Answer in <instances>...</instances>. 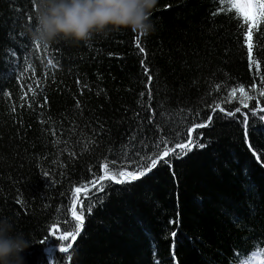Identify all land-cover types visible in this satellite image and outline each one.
Instances as JSON below:
<instances>
[{
    "label": "trees",
    "instance_id": "obj_1",
    "mask_svg": "<svg viewBox=\"0 0 264 264\" xmlns=\"http://www.w3.org/2000/svg\"><path fill=\"white\" fill-rule=\"evenodd\" d=\"M229 2L158 0L154 30L140 37L145 57L131 30L36 50L32 0H0V219L29 242L21 264H49L44 249L61 241H40L55 221L63 229L72 220L73 193L85 183L88 197L82 191L76 204L85 223L71 261L57 250L53 264H235L237 253L264 239V111H250L264 108V23L251 34L250 60L242 18L223 11ZM241 87L255 97L247 107ZM216 104L224 111L213 112ZM209 115V127L191 132L207 147L167 157L171 171L161 161L140 180L105 179L103 192L91 186L106 162L131 171L162 137L169 147L186 141Z\"/></svg>",
    "mask_w": 264,
    "mask_h": 264
},
{
    "label": "snow or ice",
    "instance_id": "obj_2",
    "mask_svg": "<svg viewBox=\"0 0 264 264\" xmlns=\"http://www.w3.org/2000/svg\"><path fill=\"white\" fill-rule=\"evenodd\" d=\"M221 4H225V0H220ZM33 4V11L36 10V0H32ZM247 8H249V5L244 4H238L235 2V0H230L229 3H227V6L223 8V11L228 12L232 11L233 9L236 11L237 18H242V23L240 27L244 29V36H245V43L248 45V53L251 60V54H252V44L250 43V37L253 32V29H256V31H259L258 25L261 23H264V0H259L258 3L252 4L251 8L254 10L255 19L253 20L250 15L247 14L245 11ZM31 19V16L29 17ZM144 34L139 33V35L135 39L136 47L140 50V52L145 53V48L141 46V39ZM34 46V49L38 50L40 48V45L31 42ZM257 43H259V40H257ZM45 51H47L48 47H44ZM10 54L12 56L16 55V52L14 49L9 50ZM147 56V53H145V57ZM54 58L48 59L47 63L50 67L56 68L58 67L57 63H54ZM142 61V65H143ZM26 70H31L33 75L35 73V66L31 63L26 62ZM145 73H148V68L145 67ZM20 77H18L19 79ZM148 82L149 85L152 82L151 75L148 76ZM37 87H39V82L37 81ZM217 88H219V85H217ZM29 91H33V89L30 87ZM237 91L236 88L232 89V93L235 94ZM10 95V94H9ZM27 95V94H25ZM143 95V94H142ZM260 96H264V78H262V86L261 90L259 92ZM254 95H249L247 92L244 91V89L240 88V103L247 107V101L254 99ZM21 99H24V97H21ZM149 99H151V90L149 89ZM47 98L45 97V102ZM230 102V101H229ZM257 105H259V100H257ZM43 106V105H41ZM79 106V104L77 105ZM213 107V112L216 111V109H219L220 111H224L223 108L220 107L219 104H216ZM13 111H15V108H13ZM236 112L240 111V108H237L235 110ZM252 111L253 115H256L258 111H264V108L257 107ZM229 116L235 115L234 112L229 111L227 113ZM260 119L264 120V116H260ZM212 122V116L209 115L207 119L200 123L193 124L192 128L189 129V135L186 141H181L179 143H175L173 146L169 147V140L166 137H162L157 143H156V151H154L152 154H146L144 156L140 157V162L137 163V166L131 170L128 171L123 166L117 165L115 161L111 162V166L109 163L104 164V175L100 176L97 180H94L91 182V186L93 188H96L97 192H103L106 187H109V185L99 183L100 181H103L105 179L112 180L117 184H124V183H131L136 180H140L146 176H148L149 173H152L154 169L157 168L158 164L162 161L163 164L168 165L170 171L172 170V160L166 159L167 157L172 156L174 159H182L183 156L187 155L188 152H191L193 148L203 149L207 147V144L200 143L199 140L203 139V134L200 133L197 135L195 139L192 138L191 132L194 131L196 128H206L211 125ZM244 127H245V139L247 140V116H245L244 119ZM53 135H55V132H53ZM177 136H179V133H177ZM59 143V141H57ZM161 145L163 147L161 148ZM251 148V145H249ZM179 149V151H177ZM139 155V153H137ZM255 155V153H254ZM257 162H259L260 157L259 155L256 156ZM47 175V174H46ZM173 175L175 173L173 172ZM245 176L247 177V169H245ZM99 183V187H97V184ZM246 189L248 191H253L255 186L252 184L245 185ZM84 192L85 197H88V191L89 186L87 183L76 187L75 191L73 193V201H72V209H71V221H64L63 222V229H61V221L57 220L50 226L49 236L43 238L40 243L45 244L46 241H49L50 238L54 240L61 241V244L59 245L58 251L61 253H67V259L70 262L72 257V252L70 250L73 249V243L77 240V237L81 235V232L84 228L85 223V208L83 207V204L81 202V208L79 210V213L76 210V204H77V193ZM102 203V200L100 201ZM17 203H22L21 201H17ZM94 207V203L89 199V204L87 206V212L90 214L92 211V208ZM241 218L239 216L233 217L234 223H239ZM171 235L173 237L176 236V232H172ZM244 242H247V238H243ZM67 242V243H63ZM175 246V240L173 241V247ZM47 252L48 262L49 264H53V261L55 260V253L57 251L56 245L54 243H49V245L44 249ZM235 264H264V239L256 240L253 243V250L251 252H245V253H237V260Z\"/></svg>",
    "mask_w": 264,
    "mask_h": 264
},
{
    "label": "clouds",
    "instance_id": "obj_3",
    "mask_svg": "<svg viewBox=\"0 0 264 264\" xmlns=\"http://www.w3.org/2000/svg\"><path fill=\"white\" fill-rule=\"evenodd\" d=\"M158 0H37L33 42L48 47L60 41L88 43L93 36L113 30L149 34ZM29 242L15 232L8 219H0V264H21Z\"/></svg>",
    "mask_w": 264,
    "mask_h": 264
},
{
    "label": "rangeland",
    "instance_id": "obj_4",
    "mask_svg": "<svg viewBox=\"0 0 264 264\" xmlns=\"http://www.w3.org/2000/svg\"><path fill=\"white\" fill-rule=\"evenodd\" d=\"M236 3L241 4V5H244V4L249 5V8H247L245 11L247 12L248 15L251 16L252 19H254V10L251 8L252 0H236Z\"/></svg>",
    "mask_w": 264,
    "mask_h": 264
},
{
    "label": "water",
    "instance_id": "obj_5",
    "mask_svg": "<svg viewBox=\"0 0 264 264\" xmlns=\"http://www.w3.org/2000/svg\"><path fill=\"white\" fill-rule=\"evenodd\" d=\"M78 195H79V193L76 194L77 197H78ZM57 250H58V248H57Z\"/></svg>",
    "mask_w": 264,
    "mask_h": 264
}]
</instances>
